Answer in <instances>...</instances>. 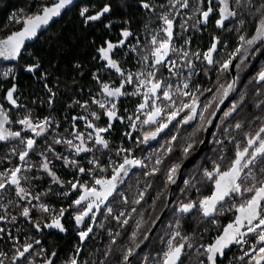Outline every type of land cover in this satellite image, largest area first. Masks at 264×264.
Wrapping results in <instances>:
<instances>
[{"label":"snow or ice","instance_id":"obj_1","mask_svg":"<svg viewBox=\"0 0 264 264\" xmlns=\"http://www.w3.org/2000/svg\"><path fill=\"white\" fill-rule=\"evenodd\" d=\"M75 0H49V2L41 4L37 10L31 14L12 13L10 20L12 23L20 25L17 30L6 33L5 38L0 39V58L7 61L19 62L26 51V41H32L39 38L41 29L50 25L54 18H58L65 10L73 6ZM192 8L193 15L196 16V24L207 25L210 17L216 15L215 25L218 29L225 27L226 21L238 23L239 27L229 29V31L239 32L246 23V18L251 15L256 20L255 35L250 39L246 34H241L238 37L239 45L229 54L228 59L223 60L220 64V71H227L232 65L234 59L238 55L247 56L249 49H253L257 42L264 44V2L256 3V0H195L194 6L190 4V0H167V3H157L156 0H139V8L148 13L147 21L144 24V31L147 35L144 37L143 47L141 46V38L135 36L131 28V20L121 22V29L116 40L110 38H102L97 44L95 40L90 43L93 45L94 55L92 59L99 62V69L91 73L92 80L96 83V95H91L89 99L83 103L79 99H74L69 108L80 107L87 114L77 115L72 117V130L68 131L71 138L63 137L59 132L52 133L51 144H46V152L51 153L53 159L50 160L45 152L38 153L41 157L37 172H42L51 178L53 184L63 187V181L60 180L56 171L51 166L54 161L61 162V166L68 167L79 174V178L75 182L68 181L71 189L77 193L74 200L68 208L61 207L50 208L47 203L41 199V194L33 193V181L39 180L40 175H21V172H31L35 165L28 167L17 166L8 169L5 172H0V201L7 200V204L0 203V209H3L4 215H0V221L8 219L9 207L15 205L18 208L19 216L31 224L36 231H42L43 228L55 229L61 233L67 231L63 220L66 214L71 209L72 219L79 229L88 218L93 222L96 219L94 210L98 211L102 204L113 197L117 193L119 185L123 184L125 178L129 176L133 169H148L149 164L146 163L147 158H136L134 149L120 147L115 155L122 160L117 162L112 159V156L104 158L105 150L110 149L111 141L106 138V134H110L116 122L123 124L125 119L128 121V127L133 131L140 130L142 138L135 140V146L148 145L149 141L156 140L157 137L170 125L183 126L189 124L196 119L197 109L200 107L199 96L203 95L204 91L212 92L211 88L203 91L197 85L191 83L192 77L199 75L196 71V64L190 58V53L186 50V45L190 44V38L185 40V46L177 48L174 40L176 36L177 19H182V12ZM253 10H255L253 12ZM113 12V7L110 2L103 3L95 11H91L89 7H83L78 16L82 27H90L103 23V20ZM193 16H187L180 23L182 32H186L188 21L192 20ZM114 22L109 19L103 24V28L109 32L113 28ZM155 25V26H154ZM136 43L129 45V38L134 37ZM220 44L218 37H214L207 51L194 52L191 56L195 60H203L207 67L214 66L217 61L214 59V54L217 53V47ZM124 48H128L127 53H123L120 59L116 56L122 52ZM135 54L138 58L137 65H141L140 71H126L123 62L127 61L130 55ZM30 62L26 64H17V71H25L36 76L37 80L42 83L44 91L48 94V105L54 110V104L57 97V91L50 86L51 73L44 68L43 61L34 53L29 54ZM176 55L177 59H172ZM243 62V60L241 61ZM82 62H76L72 68L83 75L81 71ZM162 69L168 73L163 75ZM186 69V71H185ZM101 72L106 74L101 75ZM114 74V75H113ZM207 75V72H205ZM13 76V69L9 68L3 72V78L8 80ZM173 77L177 83L175 87L172 83ZM14 78V77H13ZM59 81V77L55 78ZM255 83L261 85L260 89L255 92L256 97L264 96V69L258 71L254 77ZM237 80L227 86L218 82L214 100L219 97L218 102L223 103L224 99L235 90ZM132 87V91H128V87ZM57 90L59 84L56 85ZM5 91L4 99L8 105L19 109L21 105L17 99V85L11 83V86ZM247 91L242 92L236 102L232 103L228 111L224 112V119L232 116L239 107H242L247 98ZM136 97L137 100L134 111L131 115L125 117L120 114L119 101L122 97ZM92 106H95L93 109ZM212 107V103L206 104L200 113L201 121H204L203 112H207ZM256 109L264 111V99H259L254 103ZM22 118H18L16 123L21 129L12 131L5 128V124H10L12 121L9 118V113L5 111L4 105L0 104V141H9L10 139L19 140L23 145V149L19 151L18 156L21 162H25L29 154L35 151L37 139L28 135L33 133L35 137L46 139V134L55 123V128L59 129V122H54L50 117H45L42 121H34L30 111ZM127 112V109H125ZM183 113V115H181ZM106 118V126H100L99 121ZM260 119V117H257ZM77 121H84L85 132L76 130ZM211 123V121H208ZM144 126H148L149 130L145 131ZM152 126H155L154 130ZM219 127V126H218ZM231 127V126H230ZM244 125L236 122L234 128L242 130ZM224 134L229 137L228 144L233 145V155L227 157V151L224 150L216 159L211 160V168L197 165V175H190L189 179L183 181L185 189H194L197 193V199L178 200V206L174 211L177 215L175 228L171 231L168 239L162 244H166V248L157 253V258L153 264H185V258L190 264H223V258L226 256V250H230L232 246H245L241 248L243 254L239 260L244 264H264V122L255 130L245 132L240 141H236L234 136H231L229 129H224ZM128 139H132L130 132L123 133ZM195 135V133H193ZM177 140V135L171 136L168 142L167 153L173 151L172 144ZM78 141V143H74ZM203 143V141H198ZM197 141L187 142L182 148L184 157H187L194 149ZM217 145H225V140L214 139ZM63 144L66 149L73 152L76 157L82 153L92 154V159L87 161L91 167L86 168L81 165L78 159H69L67 156L59 153L52 145ZM91 144V146H89ZM13 154L17 150L13 148ZM99 151L100 157L95 153ZM227 159V164L224 161ZM163 160L157 157L150 171L145 174L154 176L160 171L159 166ZM111 167L110 178H97L95 173H104ZM181 165L179 163L171 165L167 170V183H176V174ZM91 176V182L83 181L84 176ZM151 185H149L150 187ZM210 188V195L202 196V188ZM51 191V188H49ZM182 192L184 189L181 190ZM14 193L15 200L6 195ZM47 195V193H43ZM65 196L70 193L65 192ZM120 195H123L120 193ZM144 192L139 193L138 199L134 200V204H139L144 199ZM239 198V202L236 201ZM36 201L37 203H33ZM127 203V199H124ZM228 204L229 211L234 214V219L229 222L222 231L209 240L202 242L196 240L193 235H182L181 219L191 216L194 212H198L204 219L212 218L215 220V215L223 207ZM39 212L41 217L33 221V212ZM109 214L112 213V208L108 207ZM136 209L133 208L132 212ZM223 214V213H221ZM125 216L121 212L116 220L124 225L128 224V219L120 220V217ZM50 218V222L47 221ZM17 215H11V222L16 223ZM172 228V225H168ZM140 229V222H137L136 229L131 233L132 246H128L123 253L121 264H133L132 257L134 250L140 248L137 233ZM5 229L0 227V233H4ZM93 232L92 227L87 230L78 232L79 239L84 242L89 234ZM113 234L109 232V236ZM118 236L119 233H116ZM8 239L12 241L11 255L7 252L0 251V264H36V257L33 256L34 244L32 238L26 236L24 242H21L19 236L13 237L8 233ZM148 236H143V240H148ZM251 241V242H250ZM142 242V241H141ZM40 240H35V244L39 245ZM112 244L116 243L115 239L111 240ZM77 249V255L79 254ZM41 252L46 250L41 249ZM111 252V248L108 249ZM40 255V253H36ZM57 253L53 251L52 257ZM193 257H195L193 259ZM245 257L248 259L245 260ZM148 256H144V264H148ZM43 264H54V260L45 258ZM67 264H79L78 260L73 257ZM87 264V262H85ZM100 264H104L101 261ZM231 264V262H230Z\"/></svg>","mask_w":264,"mask_h":264},{"label":"trees","instance_id":"obj_2","mask_svg":"<svg viewBox=\"0 0 264 264\" xmlns=\"http://www.w3.org/2000/svg\"><path fill=\"white\" fill-rule=\"evenodd\" d=\"M46 2H49V0H0V39L5 38L6 33L10 34V31L17 30L20 27V25L11 22L10 17L12 13L19 14L20 10H23L24 13L31 14L41 4ZM105 2L111 3L113 12L103 20V23L90 27H82L78 16L79 11L83 7H89L91 11H95ZM156 2L167 3V0H156ZM215 2L216 0H214V5ZM260 2H264V0H256L257 4ZM190 4L194 6L195 0H190ZM181 12L182 19L178 18L176 23V37L174 40L176 46H185V40L190 38V44L185 47H190L189 50L192 53H203L210 47L214 37H218L220 40L217 53L214 54V59L217 61L214 66L207 67L202 59L195 60L191 56V59L194 60L196 66L201 70L198 77L196 76L197 78L192 83L198 84L202 91L208 88L212 89V92L204 91L203 95L197 93L201 108H204L210 102L212 103V107L207 112H203L204 121H201L199 117L195 122L183 126H173L175 125L173 123L167 132L164 130L156 140H153L152 146L151 142H149L148 145H141L140 147L135 146V140L142 138L141 131L139 129L133 131L128 127L127 119H125L123 124L116 122L113 131L110 134H106V138L111 141V144L110 149L105 150L104 158L106 159L110 155L113 160L120 162L125 154L122 153L120 157H117L115 152L122 146L124 148L134 149L136 158H147L150 156L151 159H146V163L149 164L148 169H133L129 176L125 178L124 183L119 185L117 193H114L113 197H109V200L105 202L106 207L101 213L99 226L104 232L102 239L99 240L97 239L98 236L94 235L90 238L88 245L83 248V242L74 235L70 234L64 237L58 234L48 233L47 228H43L42 231H36L31 224L19 216L20 210L13 205L8 209L7 222L2 225L8 231L5 233L6 242L0 240V250H5L11 255L12 241L8 239V233L10 232L13 237L19 236L21 242H24L26 236L32 238L31 242L34 244L33 256L36 257V264H43L45 258L52 259L51 253L53 251L57 253L55 264H67V261L71 258H77L78 256H80L79 264H85V262L87 264H100L101 261H104V264H121L124 250L128 246H132L130 237L132 231L136 229L137 222H140L137 237L141 245L144 242L143 236L149 234L154 224L163 215L168 198L172 192L171 184L167 183V170L171 165L179 163L181 167L176 176L181 171L183 175L179 187L173 191L174 199L170 209L167 211L146 247L132 260L133 264H144V256L147 255L149 258L148 264H153L154 260L158 259L157 253L166 248V244H162L161 239L166 241L171 231L175 228V221L178 217L174 209L178 206V200H187L189 198L195 200L198 198L194 189H185L183 181L189 179L190 175H197L199 178L197 165H202L210 169L212 166L211 160L216 159L224 150L227 151V157L233 155V145L227 143L229 137H226L224 134L225 128L229 129L231 136H234L238 142L242 139L245 132L255 131L264 122V111L254 107L256 101L264 99V96H255L256 90L260 89L261 85L256 84L254 80L258 71L264 69V44H262L249 58L238 65L236 69L237 86L235 95L224 112L228 111L231 104L238 100L242 92L247 91L248 95L244 105L239 107L227 119L223 118V112L208 142L203 146L206 140L208 121L211 120L221 104L218 102L219 97L214 100L218 82L227 86L233 79L230 67L227 71L221 72L220 64L223 60L228 59L229 54L239 45V35L246 34L247 38L250 39L255 34L256 20L251 15H248L244 27L237 32L229 31V29L239 27L238 23L232 21H226L225 27L218 29L215 25V20L218 18L216 15L210 17L207 25H203L196 24V16L193 15L191 7L187 12L184 10H181ZM148 15L145 10L139 8V0H83L66 11L65 15L58 22L43 33L33 45L28 46L23 58L19 62L7 61L0 58V104L6 105L4 90L9 88L11 83H15L18 89V103L21 105L19 109L13 108L12 106L8 108L7 112L12 121L10 126L12 127L11 130L19 131L21 129L22 126L17 124L16 120L26 115V110L31 112L34 121L38 122L42 121L45 117H50L54 122H59L60 124L59 129L55 128V123L53 124L49 133L46 134V139H37L34 134L31 135L28 133L29 136L37 139L38 142L35 146V151L29 154L24 165L25 167L31 165H35L36 167L31 172H21V175H40L42 177L39 180L33 181L32 190L34 194H41L42 201L47 203L50 208H56L58 210L61 207H69L71 201L76 198L77 193L71 189L68 181L75 182V179L79 178V174L71 168L61 166V162L54 161L51 166H53L54 171H56L58 177L64 183L63 187L53 184L50 177H47L42 172H37L41 160L38 153L43 151L52 160V154L46 152V144H51L52 133L59 132L61 136L71 138L66 130H72V117L87 114L78 106L69 108L68 105L74 99H79L82 103L88 100L90 96L89 90H91V95H96L98 86L92 80L91 73L99 69V62L92 59L94 52L93 45L90 42L95 40L99 44L102 38L116 40L121 29V22L131 20L132 31L135 36L141 38V46L143 47L144 37L147 35L144 31V24L147 21ZM189 15L193 16V19L188 21L186 25L188 30L182 32L180 23L183 22V19H187ZM109 19L114 22L110 32L103 28V24L107 23ZM135 36L129 38V45L136 43ZM127 52L128 48H124L122 52L117 54L116 58L120 59L123 53ZM30 53H34L40 57L43 61L44 68L51 73L50 86L57 91L54 110L52 107H49L47 103L49 99L48 94L44 91L42 83L37 80L36 76L25 71L16 70L18 63L26 64L30 62ZM137 58L135 54H132L127 61L123 62L126 71L133 73L140 71L141 65H137ZM172 59H177L176 55H173ZM76 62H82L83 67L81 71L83 75L72 68V65ZM9 68L13 69V76L5 80L3 78V72ZM161 71L163 75H168L165 69ZM205 72H207V75H205ZM101 75L106 77V74L103 72H101ZM57 76L59 77V81L55 79ZM16 78L17 80H15ZM57 83L59 84L58 90L56 88ZM128 91H132L131 86L128 87ZM138 99L131 96L122 97L119 101L120 114L125 117L131 115ZM92 107L95 109V106ZM125 109H127V112H125ZM257 117H260V119H257ZM236 122L244 125L242 130H236L234 128ZM98 123L100 126H106V118H102ZM76 124V130L85 133L89 131L85 129L84 121H77ZM154 128L155 126H152L151 130H154ZM144 130H149L148 126H144ZM125 132L132 134L131 140L123 135ZM173 135H177V140L172 144L173 151L169 154L167 153L168 142ZM214 139L225 140V145L215 144ZM193 141H197L195 149L187 157H184L182 148L186 146L187 142ZM198 141H203V143H199ZM74 143H78V141H74ZM52 146L69 159H78L82 166L86 168L91 167L87 164V161L93 158L92 154L82 153L79 157H76L63 144ZM13 148L17 150L16 154L12 153L11 150ZM22 149L23 145L17 139L0 142V172L22 166L18 156L19 151ZM95 155L100 157L101 153L97 151ZM157 157L163 160V163L159 166L160 171L154 176L146 175L145 173L151 170ZM227 162L226 159L224 165ZM105 167L108 166L105 165ZM95 175L97 178H110L111 167H108V170L104 173L97 171ZM83 181L91 182V176L86 174ZM149 185L151 186L149 187ZM49 188H51V191H49ZM182 189H184L183 192L181 191ZM65 192L70 193V195L65 196ZM140 192L145 193L144 199L139 204H134L133 201L138 199ZM43 193H47V195L45 196ZM120 193L123 195H120ZM210 194V188L206 187L202 188L200 195L202 198V196ZM6 195H9L13 200L16 199L14 193H8ZM125 198L127 199V203H124ZM233 202H239V198ZM0 203L7 204V200H2ZM33 203L37 202L33 201ZM108 207L112 208L111 214L107 211ZM133 208L136 209L135 212H132ZM228 208L229 205L224 204L215 215L214 221L212 218H202L198 212L182 218V235H193L196 240H201L202 238V242H208L234 219L233 212L229 211ZM0 212H3V209H0ZM121 212H124L125 216L120 217V220L122 221L127 218V225L116 220V217ZM11 215H17L18 220L16 223L11 222ZM32 215L33 221H35L42 214L34 211ZM65 218L67 221L65 227L67 229L74 228L75 224L72 219L71 209H69V213L66 214ZM43 222H50V218L47 221H42V224ZM169 224L172 225V228L168 227ZM109 232L113 235L109 236ZM116 233H119V235L117 236ZM112 239L116 240L115 244L111 243ZM35 240H40L41 243L39 245L41 246L36 245ZM242 247L247 248L248 246H232L230 250L226 251L223 264H230V262L231 264H244V262L239 260V257L243 254ZM78 248L80 251L77 255ZM109 248H111L110 253L108 252ZM41 249L46 250V253L41 252ZM36 253H40V255L37 256ZM247 259L245 257V260ZM185 264H190L186 258Z\"/></svg>","mask_w":264,"mask_h":264},{"label":"water","instance_id":"obj_3","mask_svg":"<svg viewBox=\"0 0 264 264\" xmlns=\"http://www.w3.org/2000/svg\"><path fill=\"white\" fill-rule=\"evenodd\" d=\"M83 0H75V3L74 5H76L77 3L81 2ZM73 5V6H74ZM71 6V7H73ZM70 7V8H71ZM69 8V9H70ZM69 9L65 10V12L62 13V15L58 18H54V20L52 22H50V25L47 26L46 28H42L41 29V34H39V37L45 33L48 29H50L56 22H58L66 13V11H68ZM255 35V34H254ZM39 39V38H38ZM38 39H34L32 41H26V47L30 46V45H33ZM262 44L260 42H257V45H254L253 48L256 50L258 47H260ZM253 49H249V52H248V55L245 57V56H242V55H238L236 59L233 60L232 62V65L230 66V72L232 74V77L233 79H236V69L238 67V65L241 63V61L243 60H246L247 58H249L251 56V54L255 51ZM232 79V81H233ZM17 80V78L15 79ZM237 80V79H236ZM237 86V84H236ZM235 91H236V87H235V90L233 92H231L229 94V96L227 98L224 99V102L221 103L219 105V107L217 108L215 114L213 115V117L211 118V123H208V126H207V130H206V140H205V143L203 144V146L206 145V143L208 142L210 136H211V133L213 131V128L215 127V124L216 122L218 121V119L220 118L221 114L223 113L224 109L226 108V106L233 100V97L235 95ZM168 130V129H167ZM182 175H183V172L181 171L177 176H176V183L175 184H171V188H172V192L168 198V201H167V205H166V208H165V211L163 213V215L161 216V218L154 224L152 230L149 232V234L147 235L149 237L148 240H144V242L140 245V248L139 249H136L134 251V255L133 257L131 258L132 260L135 259V257L140 253V251L142 249H144L146 247V245L148 244V242L151 240L153 234L155 233V231L157 230L158 226L160 225V223L162 222L164 216L166 215L167 211L170 209V206H171V203L174 199V195H173V191L179 187L180 183H181V180H182ZM63 234V233H61ZM64 235V234H63Z\"/></svg>","mask_w":264,"mask_h":264},{"label":"flooded vegetation","instance_id":"obj_4","mask_svg":"<svg viewBox=\"0 0 264 264\" xmlns=\"http://www.w3.org/2000/svg\"><path fill=\"white\" fill-rule=\"evenodd\" d=\"M27 48V47H26ZM173 57V56H172ZM172 83H173V85H174V87H175V84L177 83V81H176V78L175 77H173V79H172ZM192 83V82H191ZM193 85H197V86H199L198 84H196V83H192ZM234 98V97H233ZM232 102V101H231ZM230 102V103H231ZM229 103V104H230ZM228 104V105H229ZM227 105V106H228ZM200 106H201V104H200ZM226 106V107H227ZM4 108H5V111L7 112L8 111V108H10V105H8V103H7V101H6V105L4 106ZM226 109V108H225ZM225 109H224V111H225ZM223 111V112H224ZM223 114V113H222ZM221 114V115H222ZM181 115H183V113L181 114ZM219 120V119H218ZM173 123H175V122H173ZM217 123V122H216ZM9 125V126H8ZM216 125V124H215ZM5 126V128H7V129H10L11 130V128L12 127H10L11 126V123L10 124H5L4 125ZM171 127V125L169 126V128ZM169 128H168V130H169ZM214 129V128H213ZM166 131L165 132H167L168 130L167 129H165ZM13 131V130H12ZM217 134V133H216ZM0 142H5V141H0ZM7 142V141H6ZM149 142H151V146H152V142L153 141H149ZM150 149V148H149ZM28 158V157H27ZM27 158H26V160H27ZM26 162V161H25ZM25 162H21V164H22V166L23 167H25ZM53 167V166H52ZM54 170V169H53ZM105 207H106V204H102L101 206H100V209L98 210V211H96V210H94V214H95V216H96V219H95V221L93 222L92 220H90V219H88V218H86L85 219V223L82 225V226H80V228L78 229L77 228V226L75 225L74 226V228H70V229H67L66 227V229H67V231L66 232H64L63 234H61V232H59L58 230H55V229H47V232L48 233H54V234H58V235H60V236H64V237H66V236H68V235H74L76 238H78L79 239V235H78V232L80 231V230H87V228L88 227H92L93 228V232L92 233H90L89 234V237L82 243V247L84 248V247H86L87 245H88V243L90 242V238L92 237V236H94V235H96V236H98V238L97 239H99V240H101L102 239V237L104 236V232H103V230L99 227L100 226V217H101V213H102V211L105 209ZM0 215H4V212H0ZM66 217V216H65ZM7 222V220L6 221H0V227H2V225L4 224V223H6ZM63 223H64V225H66V223H67V221H66V218H64V220H63ZM75 224V223H74ZM4 229H5V232L4 233H0V236H1V234H3L4 235V237H5V233L8 231L7 230V228L6 227H3ZM95 233H97V234H95ZM99 236H101V237H99ZM5 240H6V237H5ZM80 240V239H79ZM94 240H95V238H94ZM91 244V243H90ZM39 246H41V245H39ZM235 246V245H234ZM226 251H228V250H226ZM6 252V251H5ZM79 257L80 256H78L76 259L79 261ZM52 259L54 260V264L56 263V259H57V257L55 256V257H52ZM225 261V259L223 258V262ZM5 264H6V262H5Z\"/></svg>","mask_w":264,"mask_h":264},{"label":"rangeland","instance_id":"obj_5","mask_svg":"<svg viewBox=\"0 0 264 264\" xmlns=\"http://www.w3.org/2000/svg\"><path fill=\"white\" fill-rule=\"evenodd\" d=\"M175 37H176V36H175ZM176 47H177V48H180L181 45H177ZM189 48H190V47H186V50L189 51V53H190V58H191V53H192V52L189 50ZM185 71H186V69H185ZM196 71H197L198 73H200V71H201V70L199 69L198 66H196ZM196 76L198 77V75H196ZM196 76H193V77H192V81L195 80V79L197 78ZM192 81H191V82H192ZM202 110H203V108H201V106L197 109V116H196V119L200 117V113L202 112ZM196 119H194V120L191 121L190 123L195 122ZM30 134L33 135V133H30ZM35 138L38 139L39 137H35ZM150 154H152V152H150Z\"/></svg>","mask_w":264,"mask_h":264},{"label":"built area","instance_id":"obj_6","mask_svg":"<svg viewBox=\"0 0 264 264\" xmlns=\"http://www.w3.org/2000/svg\"><path fill=\"white\" fill-rule=\"evenodd\" d=\"M127 122V121H126ZM0 240H2V241H4V242H6V240H5V237H4V235L3 234H1V236H0ZM0 251H3V252H5V250H0Z\"/></svg>","mask_w":264,"mask_h":264}]
</instances>
